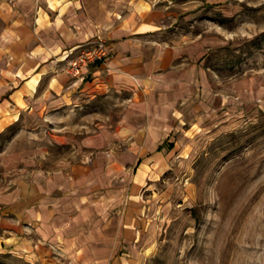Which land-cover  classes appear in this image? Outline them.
Listing matches in <instances>:
<instances>
[{"label": "crops", "instance_id": "crops-1", "mask_svg": "<svg viewBox=\"0 0 264 264\" xmlns=\"http://www.w3.org/2000/svg\"><path fill=\"white\" fill-rule=\"evenodd\" d=\"M13 1L17 19L0 46V135L18 123L44 127L99 96L121 97L115 126L79 137L78 146L94 151V162L135 160L130 188L137 190L142 161L169 153L184 126L221 127L228 110H242L243 89L246 107L264 108L252 78L228 94L226 81L206 64L211 37H163L179 16L194 15L212 0ZM99 37L109 46L107 59L80 77L68 74L80 46ZM117 144L126 152L111 151ZM120 169L119 163L103 169L64 163L32 172L0 198L10 203L15 239L25 235L34 257L47 253L56 264H131L140 252L130 230L115 232L119 218L110 211L119 200L113 180L110 187L107 182ZM128 209L123 207L121 221L130 224Z\"/></svg>", "mask_w": 264, "mask_h": 264}, {"label": "rangeland", "instance_id": "rangeland-1", "mask_svg": "<svg viewBox=\"0 0 264 264\" xmlns=\"http://www.w3.org/2000/svg\"><path fill=\"white\" fill-rule=\"evenodd\" d=\"M204 7L179 16L163 37L208 35L206 64L226 81L228 94L252 78L264 96V0H212ZM14 9L13 0H0V46L17 19ZM245 94L243 89L242 110H228L221 127L186 125L169 153L142 161L137 190L130 188L135 160L94 162V151L78 146L79 137L115 126L121 97H96L36 130L14 124L0 135V198L34 171L64 163L99 169L119 163L107 182L113 180L119 200L110 211L119 218L115 232L130 230L140 252L131 264H264V108L246 107ZM115 147L111 151L126 152L123 144ZM17 154L18 160H9ZM127 205L130 224L121 221ZM9 211L10 203L0 201V264L58 263L47 253L34 257L25 235L15 239Z\"/></svg>", "mask_w": 264, "mask_h": 264}, {"label": "built area", "instance_id": "built-area-1", "mask_svg": "<svg viewBox=\"0 0 264 264\" xmlns=\"http://www.w3.org/2000/svg\"><path fill=\"white\" fill-rule=\"evenodd\" d=\"M109 46L104 38H97L82 47L77 55L72 58L66 68V72L72 77H80L91 65L104 62L109 56Z\"/></svg>", "mask_w": 264, "mask_h": 264}]
</instances>
